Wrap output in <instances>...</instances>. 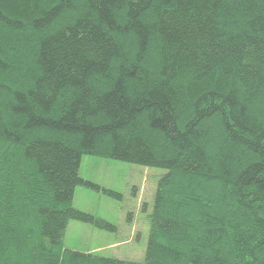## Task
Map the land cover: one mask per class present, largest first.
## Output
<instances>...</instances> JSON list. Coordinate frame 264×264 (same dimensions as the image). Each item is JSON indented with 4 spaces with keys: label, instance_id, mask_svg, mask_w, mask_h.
<instances>
[{
    "label": "trees",
    "instance_id": "16d2710c",
    "mask_svg": "<svg viewBox=\"0 0 264 264\" xmlns=\"http://www.w3.org/2000/svg\"><path fill=\"white\" fill-rule=\"evenodd\" d=\"M82 153L165 168L142 260L64 247ZM0 264H264V0H0Z\"/></svg>",
    "mask_w": 264,
    "mask_h": 264
},
{
    "label": "rangeland",
    "instance_id": "374dc122",
    "mask_svg": "<svg viewBox=\"0 0 264 264\" xmlns=\"http://www.w3.org/2000/svg\"><path fill=\"white\" fill-rule=\"evenodd\" d=\"M164 171L160 166L82 153L79 174L99 187L77 184L72 204L108 220L114 224V229L70 218L64 230V247L142 260L154 192ZM103 188H110L117 194Z\"/></svg>",
    "mask_w": 264,
    "mask_h": 264
}]
</instances>
